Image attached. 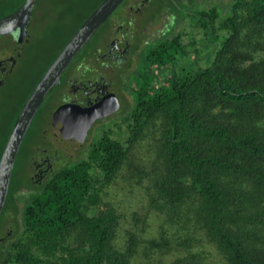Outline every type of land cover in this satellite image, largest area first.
I'll use <instances>...</instances> for the list:
<instances>
[{"label": "trees", "instance_id": "trees-1", "mask_svg": "<svg viewBox=\"0 0 264 264\" xmlns=\"http://www.w3.org/2000/svg\"><path fill=\"white\" fill-rule=\"evenodd\" d=\"M166 9L120 138L100 130L39 184L12 174L0 264H264V0H149L136 50Z\"/></svg>", "mask_w": 264, "mask_h": 264}, {"label": "flooded vegetation", "instance_id": "flooded-vegetation-1", "mask_svg": "<svg viewBox=\"0 0 264 264\" xmlns=\"http://www.w3.org/2000/svg\"><path fill=\"white\" fill-rule=\"evenodd\" d=\"M23 1L18 0L10 10L0 12V17L12 12ZM39 1L37 0V3ZM123 2H127L128 11L123 12L117 27L110 26L109 32L103 38H106L103 41V47L88 48L87 51L81 53L88 41L67 65L61 75L60 82L45 96L34 116L25 138H27L36 118H40L39 120L44 124L41 129L40 140L35 143L32 155L29 158L32 169L30 181L35 184L46 180L53 171L76 158L75 152L77 150V152L82 153V147L87 142V138L90 136L89 132L93 126H102L107 122L114 121L123 109L130 104L129 96L132 92L130 85L127 83V78L129 75L133 76L138 69L137 54L148 45L147 41H142L136 50L134 48L136 34L133 33V30L136 25L140 24L144 14L143 9L149 0H123ZM36 4L33 7L25 31L16 28L12 31L0 33V101L6 98L7 90L13 83L16 74L21 70L24 59L29 55L34 42L36 35L30 29L38 19L39 11L35 10ZM49 63H46L40 69L39 74L31 82L15 118ZM47 102L54 103V107L44 110L43 105ZM64 104L85 109L91 108L89 112L96 114L84 136L77 135L78 133L72 136L68 135L60 127L51 130L53 114L59 106ZM78 119L79 125L80 116ZM7 133L6 138L9 134ZM5 141L0 145V155ZM11 224L12 221L10 220L8 224L4 225V228L8 229L7 234H10L9 227Z\"/></svg>", "mask_w": 264, "mask_h": 264}, {"label": "rangeland", "instance_id": "rangeland-1", "mask_svg": "<svg viewBox=\"0 0 264 264\" xmlns=\"http://www.w3.org/2000/svg\"><path fill=\"white\" fill-rule=\"evenodd\" d=\"M18 0H0V12L8 11L14 6ZM100 0H40L35 10L39 11L38 19L35 24H32L31 31L35 32L34 42L30 49L29 55L25 57L21 70L16 74L13 83L9 86L6 98L0 101V145L5 141L6 133L11 127L15 119V115L19 110L23 98L29 89L31 82L39 74L40 69L46 65L47 61L58 51L59 47L67 40V37L72 30L80 25L85 15H88ZM199 5H207L212 0H195ZM229 1V0H222ZM127 2H122L117 9L111 14L110 18L103 23L96 33L90 38L85 48L81 53L87 51L88 48L103 47L104 36L109 32V28L117 27L123 12L128 11ZM176 12L170 9L157 18L154 22L148 24L146 35L143 41L148 44L161 37L167 28L172 25V21H176ZM114 24V26H113ZM80 53V54H81ZM134 81L133 76L129 75L127 83L130 85ZM126 89V87H125ZM130 103L133 102V94L129 96ZM48 103V102H47ZM45 103L44 110L52 109L54 103ZM47 104V105H46ZM40 118H36L31 126L26 141L24 142L18 159L14 166L13 183L15 186L28 183L32 169L29 158L32 155L33 147L40 140L41 129L43 125ZM115 120V119H114ZM107 122L102 126H93L89 132L87 142L82 147L84 153L88 143L94 139L100 130L111 128L115 133L113 136L120 138L117 126L110 125ZM72 148L70 149V151ZM76 151V150H75ZM78 151V150H77ZM75 152L76 156L81 155L80 152ZM129 210V205L124 203L120 211L125 213Z\"/></svg>", "mask_w": 264, "mask_h": 264}, {"label": "water", "instance_id": "water-1", "mask_svg": "<svg viewBox=\"0 0 264 264\" xmlns=\"http://www.w3.org/2000/svg\"><path fill=\"white\" fill-rule=\"evenodd\" d=\"M122 2L123 0H101L97 4L49 63L23 103L0 155V217L8 196L16 158L39 106L51 89L60 82L67 65ZM36 3L37 0H24L12 12L1 16L0 33L16 28L25 31ZM90 109L69 104L59 106L53 114L51 130L60 127L68 135L78 133L77 135L84 136L96 117L94 112H89ZM79 116L81 120L78 125Z\"/></svg>", "mask_w": 264, "mask_h": 264}]
</instances>
